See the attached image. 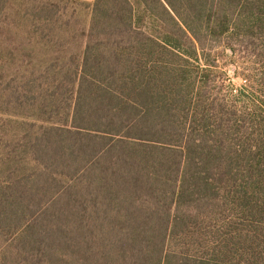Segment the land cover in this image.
Instances as JSON below:
<instances>
[{
	"label": "trees",
	"instance_id": "trees-1",
	"mask_svg": "<svg viewBox=\"0 0 264 264\" xmlns=\"http://www.w3.org/2000/svg\"><path fill=\"white\" fill-rule=\"evenodd\" d=\"M0 264H264V0H0Z\"/></svg>",
	"mask_w": 264,
	"mask_h": 264
},
{
	"label": "rangeland",
	"instance_id": "rangeland-1",
	"mask_svg": "<svg viewBox=\"0 0 264 264\" xmlns=\"http://www.w3.org/2000/svg\"><path fill=\"white\" fill-rule=\"evenodd\" d=\"M18 1V0H17ZM74 1H77V2H81V3H84V4H91L93 2V0H74ZM31 6V5H29ZM82 7V8H80ZM78 11H79V14L77 13L76 15V19L79 23V25L81 27H83L84 25L87 24V20H88V13L85 9L84 6H80ZM10 12V10L8 11ZM235 63H233L234 65H237V61L239 60L238 57H235ZM238 66V65H237ZM240 66V65H239ZM232 67H222L220 66V71L224 72L225 74L224 75H220L218 78H217V81L214 83L213 85V92L218 96V98L220 99H226L229 97L230 93H234L235 91H239L241 90V88L243 87V80L242 78L239 76V77H234L233 73H232Z\"/></svg>",
	"mask_w": 264,
	"mask_h": 264
}]
</instances>
